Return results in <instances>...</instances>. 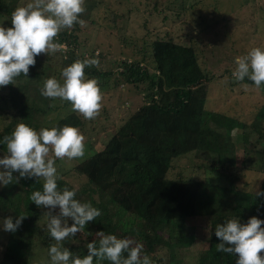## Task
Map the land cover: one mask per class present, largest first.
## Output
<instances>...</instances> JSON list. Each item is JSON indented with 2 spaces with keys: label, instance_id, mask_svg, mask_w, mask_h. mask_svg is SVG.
<instances>
[{
  "label": "trees",
  "instance_id": "16d2710c",
  "mask_svg": "<svg viewBox=\"0 0 264 264\" xmlns=\"http://www.w3.org/2000/svg\"><path fill=\"white\" fill-rule=\"evenodd\" d=\"M9 1L0 6V19L4 18L5 28L12 26L11 15L17 7L32 2ZM91 6L92 12L88 16L84 17L85 13H82L79 17L85 21V26L77 23L62 30L54 39L64 45V52L37 56L27 77L21 74L13 84L0 87V141L10 135L18 123H25L37 131L45 127L75 126L85 137L87 153H90L67 169L58 168L57 181L69 190L76 189L75 198L81 203L90 202L101 211V215L86 224L82 232L58 246L83 257L87 255V243L95 241L98 246L96 233L104 231L142 244V255H148L152 264H179L177 253L181 254V249L190 247L191 242L183 245L181 242L186 238L172 236L171 224L193 218L206 227V246L200 249L197 264H235V254L216 250L220 241L215 229L229 219L246 223L250 217L256 216L264 220V198L256 196L257 190H264V84L252 89L248 86L255 84L247 77L243 81L234 80L232 72L237 67L236 57L221 70L225 77L220 74L218 66L217 70L200 64L192 43H177L169 31L151 40L149 53L137 48L139 58L135 61L124 50L128 51L126 45L136 44L126 40V36L122 37L118 40V55L124 56L109 63L115 68L102 69L100 63L106 53L99 51L96 55L84 57L83 43L78 37L81 33L88 42L89 33L95 46L100 47L101 42L95 38L107 33L99 29L116 26L118 21L114 12L117 11L104 3ZM181 12L184 14L183 10ZM237 13L230 14V22L238 20ZM119 15L129 20L128 10L119 12ZM251 25L248 23L249 28ZM247 40L245 37L243 42ZM146 57L150 59L145 61ZM85 58L99 60L98 67L85 68V77L96 79L101 92L107 93L109 89L121 92L119 84L122 82L133 86L140 84L143 90L139 95L141 103L120 126L99 135L101 146L95 150L92 148L97 145L96 140L90 141L87 132L81 129L87 120L71 110L70 102L63 101L70 111L51 126L36 128L35 121L38 116L44 118L53 108V99L40 96L44 81L48 78L59 81L63 68ZM214 87L219 94L212 102ZM254 90L259 92L257 100L256 96L245 102ZM1 104L7 109V115L3 114ZM256 119L260 123L254 127L252 121ZM224 121L233 123L226 126L222 124ZM211 122L215 125L217 122L219 129L211 127ZM253 140L256 143L250 146ZM251 148L252 153L249 152ZM209 152L213 153L212 157H202ZM5 154L6 146L0 143V158ZM194 169L202 172V178L194 177ZM13 173V183L20 187L21 194L11 210L1 209L6 198L2 194L3 185H0V264H50L49 248L57 242L46 228L48 209L35 205L33 216L26 217L16 232L3 230L4 218L12 217L15 221L21 214V205L31 201V193L43 191V180H19L18 173ZM247 175L251 176L248 184L244 180ZM71 180L78 181L79 187L74 188ZM245 183L246 187L243 186ZM58 211L57 208L53 215ZM40 219L44 226L37 223ZM68 224L71 226V219ZM37 255H41V261L35 260ZM124 255L126 257L127 253Z\"/></svg>",
  "mask_w": 264,
  "mask_h": 264
},
{
  "label": "clouds",
  "instance_id": "9594fccd",
  "mask_svg": "<svg viewBox=\"0 0 264 264\" xmlns=\"http://www.w3.org/2000/svg\"><path fill=\"white\" fill-rule=\"evenodd\" d=\"M84 0H32L26 6L17 7L11 15V27L0 26V87L13 84L21 74L28 76L30 66L36 64L41 54H54L64 46L54 39L64 29L75 24L85 26L80 15L85 11ZM236 68L232 77L243 81L245 77L256 87L264 84V49L252 48L243 56L235 58ZM99 66L96 58L77 60L62 69V83L56 78L44 81L40 92L45 98L59 99L71 104V110L85 120H94L102 109V92L98 81L85 77V68ZM85 137L75 126L64 125L41 128L39 131L25 123H18L10 135L0 143L6 146V154L0 158V185L13 182V172L19 178L43 180V191L36 190L30 200L38 208H46V228L57 244L49 248L51 264H152L148 255H142L143 245L129 238L98 231V246L95 241L87 243V255H73L68 248L58 246L60 242L74 237L85 229L86 224L97 219L101 211L90 202L77 200L76 189H58L59 174L55 159H83ZM18 182V180H17ZM256 196L264 198V190H257ZM58 213L53 215L56 209ZM25 215L15 221L12 217L3 219V230L16 232ZM69 218L72 221L68 224ZM264 220L252 216L246 223L229 219L216 226L215 235L220 241L216 250L235 254V264H264ZM124 253H127L125 257Z\"/></svg>",
  "mask_w": 264,
  "mask_h": 264
},
{
  "label": "rangeland",
  "instance_id": "374dc122",
  "mask_svg": "<svg viewBox=\"0 0 264 264\" xmlns=\"http://www.w3.org/2000/svg\"><path fill=\"white\" fill-rule=\"evenodd\" d=\"M247 1L248 3L245 0H175L172 2L167 0H84V17L92 12V4L104 3L110 9L117 11L114 12V17L118 23L108 30L99 29L100 32L107 33L106 36L100 35L95 38L101 42L100 47L95 46V41L89 33L87 35L88 42L85 40L84 35L80 33L78 39L80 43H83L84 52L82 55H84V57L90 56V54L96 55L99 51L103 54L106 53L105 57L101 60V68H115L114 64L109 65V63L116 62L124 56V54L118 55V40H121L122 37L125 38L126 36V40L136 44V46L128 44L125 46L128 51L124 50V53L129 57H134L135 61L139 58L136 52L137 48H142L149 53V44L151 40L156 38V35L162 36L165 31H169L177 43H192L200 64L209 69L216 68L217 70L218 66L219 72L222 74L221 70L230 65V63H228L230 60L234 61L235 57L247 54V52L254 47H264V0H254V2ZM6 3H10V1L0 0V6ZM86 10H89V12ZM126 10L129 11L128 21L125 17L119 15V12H125ZM181 10L184 11V14ZM233 11H238L236 17L238 20L230 22L229 16ZM251 11H253L254 14L251 13ZM248 23H252L250 28L248 27ZM0 26H6L4 18L0 19ZM93 27L96 26H92V28ZM245 37H248L247 42H243ZM106 43L109 45L106 46ZM234 48L237 49L233 50ZM64 50L59 52H64ZM149 59L150 57H146L145 61ZM52 62L55 63L54 57ZM142 62L145 64L144 61ZM223 76L225 77V75ZM219 80L225 79L219 78ZM59 81L62 83V78H60ZM248 87L252 89L258 88L256 86ZM119 89H122V91L116 92L109 89L107 93L102 92L103 99L100 114L94 120H87V122L82 123L81 129L87 132V138L90 141L91 139H94V141L96 140L95 144L97 145L93 146V150L99 149L101 146L102 139L100 140V134L109 133L117 126H120L128 115L141 103L140 96L143 90L140 84L133 86L132 84L128 85L122 82L119 84ZM213 90L214 97L212 102L215 101L217 98L216 95L219 94V91L216 90L215 87ZM258 93V91L254 90V93L251 94L245 102L248 100L251 101L256 96L257 100ZM40 96L45 99L41 93ZM261 100L262 99H260L259 102ZM51 104L53 108L48 111V114L45 115L44 118L39 116L35 118L37 127H34L51 126L60 119V117L65 115L67 111H70L68 106L64 105L63 101L59 99L53 100ZM251 105L253 106L252 102ZM1 109L4 115L8 114L3 104H1ZM82 121L85 120L82 118ZM232 123L233 121H224L222 124L227 126ZM259 123V119L252 121L254 127H257ZM216 124L217 125L212 122L210 123L211 127L219 129V124L217 122ZM262 132H264V129ZM255 143L256 141L253 140L250 146ZM249 152L252 153L253 149H249ZM89 153L90 151L87 153L86 149L85 157ZM212 154L209 152L202 157L207 156L206 158H209L212 157ZM198 156H200V154H198ZM78 160L79 159L68 160L67 158L63 160L58 159V161L55 162V166L57 169H67ZM236 164L240 166L241 162L236 161ZM192 173L195 178H202L203 176L202 172L197 169H194ZM13 177L15 178V173H13ZM250 177V175H247L244 179L247 184L250 182ZM20 179L21 178H19V180ZM70 183L74 188L79 187L78 181L71 180ZM256 184L257 182L255 185ZM57 185L59 190L65 188L62 182L57 181ZM243 186L246 187V183L243 184ZM2 194L6 199L2 201L1 209L11 210L15 204L18 203L21 190L17 184L12 182L6 186L3 185ZM34 206L35 203L32 201L23 203L20 208L21 214L26 217H32ZM37 223L40 226H44V221L41 219L38 220ZM171 226L170 234L172 236L177 239L186 238L181 242L183 245H188L191 242L190 247L181 249V254L177 253L176 258L179 260V264H197L198 253L201 248L206 246L204 240L206 235L205 225L200 220L186 218L173 222ZM166 234H168V232H166ZM80 235L83 236L84 234L82 233ZM35 260L41 261V255L35 256Z\"/></svg>",
  "mask_w": 264,
  "mask_h": 264
}]
</instances>
